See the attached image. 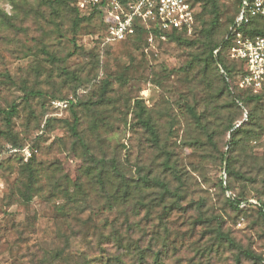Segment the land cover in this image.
Returning a JSON list of instances; mask_svg holds the SVG:
<instances>
[{"label":"rangeland","instance_id":"374dc122","mask_svg":"<svg viewBox=\"0 0 264 264\" xmlns=\"http://www.w3.org/2000/svg\"><path fill=\"white\" fill-rule=\"evenodd\" d=\"M239 4L195 1L182 41L104 45L112 18L86 0H0V110L16 108L10 122L0 113V150L34 147L48 170L30 199L16 195V165L3 173L0 264L126 257L136 242L165 251V264H264V118L233 101L210 58L220 45L233 69L223 40ZM77 93L71 111L49 105Z\"/></svg>","mask_w":264,"mask_h":264},{"label":"built area","instance_id":"2783aa9c","mask_svg":"<svg viewBox=\"0 0 264 264\" xmlns=\"http://www.w3.org/2000/svg\"><path fill=\"white\" fill-rule=\"evenodd\" d=\"M98 11H106L112 21L104 34V45L121 43L133 38L139 30L150 39L163 40L168 34L192 35L195 28V9L192 0H86ZM264 18V0H242L240 11L235 18L227 40L231 44L230 58L244 66L245 72L239 75V83L254 94H264V37L245 34V29L255 18ZM76 103L74 96L66 100H53L51 106L59 113L65 112ZM247 118V113L245 114ZM37 151L31 147L23 149L6 147L0 158L7 160L18 156L27 163ZM0 173V192L4 187Z\"/></svg>","mask_w":264,"mask_h":264},{"label":"trees","instance_id":"16d2710c","mask_svg":"<svg viewBox=\"0 0 264 264\" xmlns=\"http://www.w3.org/2000/svg\"><path fill=\"white\" fill-rule=\"evenodd\" d=\"M192 1L195 2V1H200V0H192ZM204 1H208V0H204ZM210 2H212V0H210ZM241 3H242V0H240L239 8L235 15V18L237 17L240 11ZM235 18H234V21H235ZM229 32H230V29L227 32V36ZM245 34H248L250 36H263L264 37V18L258 17V18L253 19L250 25L246 27ZM142 35H145V32L142 30H139L133 38L139 37ZM227 36L223 40V45L226 47L227 53H229L231 44L229 43V40H227ZM167 37L169 39L179 40V41L189 38L187 37V35H183L180 33H171V34H168ZM219 46L220 45H216L214 46V48L210 49V58L217 65L219 69H222L223 81L225 83V87L227 91L230 93L231 97L233 98V101H235L237 105H239V107H242L241 109L245 108L246 110L249 105H257L256 108L260 109L262 116L264 118V94H254L251 90L245 89L239 83H237V85L235 86L234 85L232 86V89L234 88L235 92L237 91L235 94H233L232 91L230 90V81L232 79V74L235 76L236 82L237 81L239 82L238 77L239 75L244 74L245 69L242 64H239L233 60H232L234 63V65L232 66L233 69H231V67L227 65L222 64L220 55L218 54L216 55L214 53V51L218 49ZM78 96H79V93H77V97L74 96L76 98V103L72 104L65 112L71 111L72 108L77 107L79 105L80 96L79 97ZM66 99H69V97L64 98L62 100H66ZM54 100H61V99H54ZM49 105L53 109V107L51 106V101ZM53 110L56 111L55 109ZM0 113L5 114L7 121L10 122L11 118L16 114V108L14 106L9 111L0 110ZM246 113L248 116L247 119L249 120L251 118V113H249V111H246L244 114ZM140 118L144 126H146L149 129L150 133L155 137L156 133L151 127V125L147 121L143 120L141 116ZM239 128H241V126ZM71 131L74 137L79 142V144L87 150L88 147L85 145L83 139L81 138L77 130V118L75 119V123L73 124ZM11 146L17 149L31 147L29 145H18L16 143L11 144ZM31 148L33 149L34 147H31ZM1 152L2 151L0 150V153ZM222 160H223V165L225 166L224 172H230V166H229L230 162H228L226 156H223ZM35 163H36V155H34L33 158L30 159L27 163L23 162L21 158L18 156L11 157L7 160H3L0 158V173L2 177H3V173H5V171H7V169L11 165L14 164L17 166V167L15 166L12 168V169L14 168L17 169L18 174L20 175L19 189H18V194L16 195L23 199H30L32 195H35L39 191H41L39 187L40 182H41L40 177L41 175H44L43 174L44 172L48 171V170L42 171V170H39L38 168L36 169L34 166ZM228 204L232 209L239 210L241 201L239 199L230 198L228 199ZM256 206L259 208L260 215L264 218V204L262 202H258ZM115 234L118 235V232H115ZM120 252L121 251H119L115 255H112L113 252L111 251H103L99 255L100 259H91V257L83 256L85 258V263H81V264H165V257L163 255L165 251L160 250L156 252L154 251L151 244L147 246L146 248L141 247V245L137 242L135 243V245H127L126 257H122ZM57 256L59 259L62 260L64 258V253L60 251L57 254ZM130 257H132V259H129ZM150 258L152 259L151 263L149 262Z\"/></svg>","mask_w":264,"mask_h":264}]
</instances>
